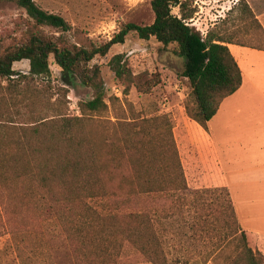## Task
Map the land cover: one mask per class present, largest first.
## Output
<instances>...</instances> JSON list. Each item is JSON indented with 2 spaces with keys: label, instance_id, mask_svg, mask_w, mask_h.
Wrapping results in <instances>:
<instances>
[{
  "label": "trees",
  "instance_id": "1",
  "mask_svg": "<svg viewBox=\"0 0 264 264\" xmlns=\"http://www.w3.org/2000/svg\"><path fill=\"white\" fill-rule=\"evenodd\" d=\"M1 1L19 6L29 22L22 39L0 48V80L14 76L13 64L24 60L29 62L31 76H47L52 59L65 85L78 81L92 91V98L79 105L82 116H101L107 111L100 69L92 61L105 57L114 45H123L130 33L143 41L154 39L165 48L173 46L184 60L181 77L195 101L192 118L202 126L241 86L240 69L227 46L231 42L212 29L203 37L190 26L195 9L189 0H152L150 25L125 23L107 41L82 44L67 41L63 34L72 33V27L33 0ZM174 8L177 15L172 13ZM245 11L252 16L246 4L241 7ZM44 27L60 35L49 36L42 31ZM239 46L264 51L255 45ZM109 65L118 81H126L127 88L133 84L121 55L114 56ZM45 120L26 127L0 124L1 229H5V219L12 233L25 223L56 220L75 264H119L128 258L158 264L159 254L150 247L152 214L164 209L171 186L165 177L170 173L166 149L162 145V152L155 154L151 142L156 129H137L127 123L121 141L113 135L98 140L80 118ZM176 163L180 177L175 158ZM229 211L236 222L231 203ZM240 235L243 247L228 264H264V256L248 245L247 235L243 231ZM135 248L137 255L120 258L121 251Z\"/></svg>",
  "mask_w": 264,
  "mask_h": 264
},
{
  "label": "rangeland",
  "instance_id": "2",
  "mask_svg": "<svg viewBox=\"0 0 264 264\" xmlns=\"http://www.w3.org/2000/svg\"><path fill=\"white\" fill-rule=\"evenodd\" d=\"M33 1L72 27L73 32L63 37L75 44L107 41L122 24L150 25L154 20L152 0ZM189 1L195 13L188 24L200 33L206 35L212 29L233 44L264 48V28L249 4L264 16V0ZM244 4L253 18L247 11L241 12ZM172 13L177 15L178 9H172ZM28 22L23 9L13 2L1 1L0 48L22 39ZM42 31L49 36L60 35L48 27ZM116 55H121L134 78L128 88L126 81H118L110 68ZM92 64L99 67L106 92L108 109L103 115L80 114V103L90 100L92 91L78 81L65 85L52 59L49 75L44 77L31 76L29 62L24 60L13 64L14 76L0 80V124L26 127L43 118H80L98 140L113 135L117 141L125 135L127 123L137 129H156L151 142L155 154L162 152V145L166 149L165 163L170 173L165 177L171 186L165 194L164 209L152 214L150 247L159 254L158 264H228L243 247L241 230L230 218L228 193L216 173L209 142L199 128L202 125L192 118L195 101L186 79L181 77L184 60L174 53L173 46L165 48L154 39L143 41L130 33L123 45H114L105 57H96ZM247 117L258 115L249 110ZM175 158L181 167L180 177ZM5 223V229L0 227V264H75L58 221L25 223L14 233L8 230L6 219ZM247 240L253 250L264 256V241L250 237ZM137 253L138 248L124 249L120 258ZM135 259H122L119 264H153Z\"/></svg>",
  "mask_w": 264,
  "mask_h": 264
},
{
  "label": "crops",
  "instance_id": "3",
  "mask_svg": "<svg viewBox=\"0 0 264 264\" xmlns=\"http://www.w3.org/2000/svg\"><path fill=\"white\" fill-rule=\"evenodd\" d=\"M249 4L264 28V16ZM227 46L240 69L241 86L199 128L209 142L240 230L248 239L264 241V51ZM249 110L258 117L248 118Z\"/></svg>",
  "mask_w": 264,
  "mask_h": 264
},
{
  "label": "built area",
  "instance_id": "4",
  "mask_svg": "<svg viewBox=\"0 0 264 264\" xmlns=\"http://www.w3.org/2000/svg\"><path fill=\"white\" fill-rule=\"evenodd\" d=\"M201 35L204 37L205 36V34L204 33H201Z\"/></svg>",
  "mask_w": 264,
  "mask_h": 264
}]
</instances>
